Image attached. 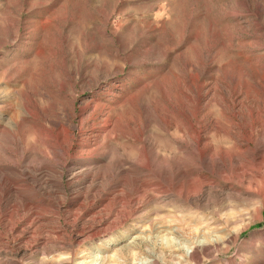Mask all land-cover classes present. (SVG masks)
<instances>
[{"label": "rangeland", "instance_id": "374dc122", "mask_svg": "<svg viewBox=\"0 0 264 264\" xmlns=\"http://www.w3.org/2000/svg\"><path fill=\"white\" fill-rule=\"evenodd\" d=\"M253 121L264 0H0V264H264Z\"/></svg>", "mask_w": 264, "mask_h": 264}, {"label": "bare ground", "instance_id": "6f19581e", "mask_svg": "<svg viewBox=\"0 0 264 264\" xmlns=\"http://www.w3.org/2000/svg\"><path fill=\"white\" fill-rule=\"evenodd\" d=\"M255 121L252 122V124H250L249 126H246L242 132V136L241 138H239L240 140L238 142H235L233 144V141H232V145L231 146H228V147H223V152L225 153V156L229 159V161L227 162H222L221 164H219L217 167H214L212 165H207L205 164L204 162H201V166L199 168L200 171H202V169H205L207 172L205 174H202L201 176V179L200 180H204V179H207L209 173H222L224 171H231V170H238V169H243V163L242 162H238L237 164H235V166H233L231 164V160H232V156H236V157H240L241 155H243L244 153H249V152H252L251 153V162L252 164H256V162H262L264 161V148H262V145H255L253 146L254 142L255 141H258V138H259V134H261L260 132H262L261 128L258 130V129H254V123ZM102 125V124H101ZM111 124H105V125H102L100 128H94V126H92V132L93 131H97L98 134H100L99 136L102 137V142H105L108 138H110L112 135L115 134V131L113 128H111L110 126ZM262 125V123H261ZM263 126V125H262ZM261 126V127H262ZM98 127V125H97ZM259 127V126H258ZM259 133V134H258ZM262 135V134H261ZM261 139V138H260ZM50 140V139H49ZM234 140V139H232ZM235 141V140H234ZM59 144V142H58ZM62 144V143H61ZM59 144V146L62 148V145ZM183 144V143H182ZM48 145V144H47ZM86 145V144H85ZM84 145V146H85ZM51 146V145H50ZM71 146V147H70ZM82 146V144L80 145ZM185 146V145H183ZM70 148H73L74 146L72 144L69 145ZM63 150V149H62ZM70 149H68L67 151L65 150V153H67ZM224 159V158H223ZM231 159V160H230ZM178 161L174 162L173 165L176 166V171L173 170L171 172L167 171L165 173H163L162 171H152L151 170V162L148 161L147 162V165L145 166L146 169H147V172L149 173V175H153L155 176L159 181H163L164 183H168L169 185L172 184L174 185V180H177V182L179 183V181H186V178L188 176V174L181 169V167H179ZM162 164V163H161ZM153 165V164H152ZM173 166V167H174ZM217 168V169H216ZM146 171V170H145ZM130 175L132 176V179L135 180L134 182V185L136 184V181L138 178H136L134 176V174L132 172H126L125 176H124V181L126 179V177ZM177 175H180V178L178 179L177 178ZM201 175V174H200ZM199 175V176H200ZM213 175V174H212ZM109 176V175H107ZM112 176V175H111ZM114 176V175H113ZM121 176V175H119ZM116 175V177H119ZM103 177V176H102ZM115 177V178H116ZM198 179V178H197ZM107 180V179H106ZM189 182L190 181H195L193 178H190L188 179ZM156 181V180H155ZM206 181V180H204ZM122 182V181H121ZM120 181H118V185H122ZM141 182V181H139ZM138 182V183H139ZM144 182V181H143ZM141 182V183H143ZM197 182V181H196ZM124 183V182H122ZM145 183V182H144ZM153 183V182H152ZM176 183V184H178ZM191 183V182H190ZM198 184V183H197ZM136 187H138L137 185H135ZM160 186V185H158ZM164 186V184L162 185ZM161 187V186H160ZM167 188V187H166ZM190 188V187H189ZM169 189V188H168ZM182 191V190H181ZM186 195V194H185ZM184 195V196H185ZM185 199V198H184ZM96 233H94L93 235H95ZM99 235V234H98ZM114 241V240H113ZM215 242H212V243H204V244H197V245H194L193 248H192V251L187 254L186 256L185 255H182V258H185V259H188V260H194L195 259H198L199 255L200 254H203L206 249H207V246L206 245H209V244H214ZM169 247V246H168ZM131 250V249H130ZM180 250V249H179ZM177 250V252L179 251ZM172 255V254H171ZM173 257V256H172ZM159 258V257H158ZM173 259V258H172ZM69 260V259H67ZM166 263H169L168 261ZM148 264H159L158 263V259L157 258H153L151 261H149ZM171 264V263H169Z\"/></svg>", "mask_w": 264, "mask_h": 264}]
</instances>
